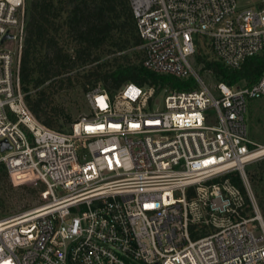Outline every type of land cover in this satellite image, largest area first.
Masks as SVG:
<instances>
[{
  "label": "built area",
  "instance_id": "obj_1",
  "mask_svg": "<svg viewBox=\"0 0 264 264\" xmlns=\"http://www.w3.org/2000/svg\"><path fill=\"white\" fill-rule=\"evenodd\" d=\"M129 2L142 65L194 86L126 82L110 94L98 84L88 112L59 130L34 116L21 87L24 0H0V166L32 173L47 194L28 210L0 206V264H264L245 172L264 156L246 121L264 70L250 84L208 83L191 61L202 40L232 68L264 52V0Z\"/></svg>",
  "mask_w": 264,
  "mask_h": 264
},
{
  "label": "trees",
  "instance_id": "obj_2",
  "mask_svg": "<svg viewBox=\"0 0 264 264\" xmlns=\"http://www.w3.org/2000/svg\"><path fill=\"white\" fill-rule=\"evenodd\" d=\"M24 15L20 83L29 109L49 127L65 130L61 120L70 122V118L52 97L76 86L84 95L98 84L110 94L126 82L159 88L194 86L192 77L178 78L145 68L143 50L129 52L142 42L129 0H24ZM193 55L200 73H209L229 85L253 83L264 70V52L248 56L235 68L215 58ZM75 79L78 82L74 83ZM262 164L264 158L260 175L264 173ZM228 175L248 202L240 174L232 171ZM246 175L264 216V204L256 189L257 175L254 169L247 170Z\"/></svg>",
  "mask_w": 264,
  "mask_h": 264
},
{
  "label": "rangeland",
  "instance_id": "obj_3",
  "mask_svg": "<svg viewBox=\"0 0 264 264\" xmlns=\"http://www.w3.org/2000/svg\"><path fill=\"white\" fill-rule=\"evenodd\" d=\"M249 1L251 4H254L261 0ZM129 52H142V49L137 46L130 48ZM195 53L204 55L208 58L214 57L211 49L207 46L204 40H202V42L198 44ZM191 61L197 69L194 55L191 57ZM75 73V71L72 72V74ZM200 75L208 83H213L215 81L214 77L209 73H200ZM75 82H78V80L75 79L74 83ZM76 85H78V83ZM52 98L54 103H58V106L61 108L63 114L70 118V122H68L67 118H65V120H63L64 118H62L61 120L62 128L65 130L68 129V127L74 120L88 112L85 95L79 86H76L75 88H72L70 90H62L60 93H55ZM246 121L248 127V137L252 141L264 145V96L259 99L250 100L248 102ZM263 158L264 156L248 163L245 166V172L247 170L249 171L254 169L257 175L255 177V181L257 183L256 189L264 204V173H262L261 175L259 173V169L261 166L260 161ZM262 166L264 167V164H262ZM253 190L255 191V187L253 188ZM254 199L256 201L255 197ZM46 201L47 196L45 188L41 182L35 180V177L32 175V173L26 172L13 176L8 173V171L3 166H0V206L3 210V213L5 212L10 214L28 210L34 207H38ZM258 209L259 211L261 210L259 206ZM246 213L251 214V211L247 208ZM260 214L264 223V216L261 211Z\"/></svg>",
  "mask_w": 264,
  "mask_h": 264
},
{
  "label": "water",
  "instance_id": "obj_4",
  "mask_svg": "<svg viewBox=\"0 0 264 264\" xmlns=\"http://www.w3.org/2000/svg\"><path fill=\"white\" fill-rule=\"evenodd\" d=\"M8 36H9V35H8V34H6V35L4 36V38H5V37H8ZM2 144H3V142H2ZM3 145H4V144H3ZM46 196H47V194H46Z\"/></svg>",
  "mask_w": 264,
  "mask_h": 264
}]
</instances>
